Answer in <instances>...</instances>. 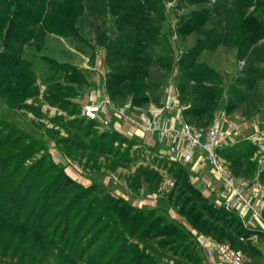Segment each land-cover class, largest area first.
Returning a JSON list of instances; mask_svg holds the SVG:
<instances>
[{
    "label": "trees",
    "instance_id": "obj_1",
    "mask_svg": "<svg viewBox=\"0 0 264 264\" xmlns=\"http://www.w3.org/2000/svg\"><path fill=\"white\" fill-rule=\"evenodd\" d=\"M186 1L199 8L174 29L168 26L165 36L169 11L164 0H0V108L4 104L39 115L38 108L27 104L39 97L40 89L24 48L31 45L41 52L50 35L85 42L79 27L84 18L96 46L105 51L104 92L115 106H158L175 78L184 120L199 131H206L222 111L224 96V113L254 117L264 109V0ZM108 21L112 28L106 27ZM192 35L198 38L187 51L158 58L151 53L163 38L171 50L173 38ZM220 46L234 48L238 61L245 63L227 88L221 74L200 61L204 52ZM43 60L64 73V83L50 79L43 99L66 114L52 122L67 137L48 128L46 135L66 158L85 159L87 167L97 168L101 159L113 171L128 167L136 141L110 128L99 131L98 123L81 117L74 99L88 84L85 75L68 63ZM153 66L165 73L162 87L152 79ZM160 87L161 94L154 97ZM257 151L256 144L244 140L218 153L231 175L242 180L258 176L264 184V169L254 159ZM156 155L157 168L174 182L162 195L176 217L165 208L135 205L94 181L85 185L55 161L44 140L0 115V263L166 264L162 261L168 259L167 264H204L198 235L227 242L252 259L260 254L254 239L264 238L261 231L245 228L237 212L205 196L190 167ZM164 181L158 171L140 166L129 187L156 194Z\"/></svg>",
    "mask_w": 264,
    "mask_h": 264
},
{
    "label": "rangeland",
    "instance_id": "obj_2",
    "mask_svg": "<svg viewBox=\"0 0 264 264\" xmlns=\"http://www.w3.org/2000/svg\"><path fill=\"white\" fill-rule=\"evenodd\" d=\"M166 9L169 11L167 15V24L163 29V34L168 32V26H172L174 29L182 17L188 16L192 11H195L199 6L191 5L186 0H164ZM79 27L85 42H79L73 39H63L53 35L46 38V43L41 52L37 51L34 46L27 45L24 48V58L30 61L33 65V71L36 78V86L40 89V95L36 100H29L27 104H32L35 108L40 110L39 115L35 113L28 112L25 109L11 110L6 105L2 104L0 108V115L10 121H15L21 129L25 130L32 136L44 140L50 147V152L52 153L55 161L62 166L67 167V171L80 182L85 185H90L92 181L98 183L99 185L105 187L108 191L113 193L118 197H122L130 201L131 203L138 205L140 207L147 208H165L169 210L172 216L176 217V213L172 209V206L168 202V198L164 197L161 193L162 187L165 182L172 180L165 170L157 168V164L153 155L157 154L159 157H163L159 153V150L165 147V141L162 138L159 139L155 136L154 139L148 136L142 135H128V128L123 124L121 120H117L112 115L109 119L112 120L111 130H115L121 133L123 136L130 137L132 140L136 141L137 146L131 149V159L132 162L128 167H121L113 171L109 168L108 163L104 160H100V164L97 168L93 169L86 166V160H70L66 158L60 148L56 143L51 140L45 132V129H55L60 131L61 137H67L66 132L56 126L52 120L58 116L66 117V114L59 111L57 108L49 106L43 99V95L46 91V86L48 85L50 79L64 83V73L52 69L45 61L43 57L50 58L59 63H68L74 67H77L87 78L88 84L84 86L77 92V96L74 99L76 103L80 105L81 117H83V107L90 104L91 102L97 101L101 96L105 95L104 92V80L106 78L107 67L105 65V51L102 48H98L95 44V35L92 27L88 21L84 18L81 19ZM107 28H112L111 21L106 24ZM196 35H192L187 38H178L177 40L173 38V49L169 50L164 44L163 39H161L160 45L156 46L151 53L155 58H158L165 54H180L184 51L191 49L196 40ZM200 61L206 62L210 67L217 70L222 78L224 88H227L234 79L240 75L245 63L243 61H238L236 58V50L232 47L220 46L214 52H204ZM152 79L164 85L166 78L164 79L165 73L159 69L157 66L151 68ZM170 79V78H169ZM175 84L177 79L172 80ZM158 88L154 91L153 96H159L161 94L162 88ZM260 90L264 95V81L260 85ZM164 99H162L163 101ZM226 104V97L222 101L221 110L224 111V106ZM148 107L144 108L147 111ZM132 116L137 117L138 113H131ZM229 116L237 121L241 127V133L238 135L239 141L248 140L257 145L258 151L255 155V160L258 165V169L261 171L264 169V109L257 113L252 118L244 117L241 112H233ZM99 131L104 129L98 128ZM159 141V142H158ZM159 143L156 149L152 150L154 144ZM125 147V146H124ZM171 159H177V154L173 153L169 155ZM143 166L158 171L165 181L161 184L156 194H150L147 188H143L140 191H132L129 187V180L135 174L138 167ZM215 175L209 170L206 173L200 175L201 184L200 188L203 190L205 196H210V192L214 188L212 183V177ZM194 178L195 175H194ZM198 179V180H199ZM196 180V179H195ZM248 182H254L255 179L246 178L243 179ZM261 190H264V184L258 182ZM260 190V189H258ZM257 199V198H256ZM258 200V199H257ZM255 230H263L264 222L259 221L255 225ZM260 251H264V242L259 239L255 242ZM254 255L253 258H256ZM168 259L163 263H168ZM7 264V263H0ZM169 264H173L169 262Z\"/></svg>",
    "mask_w": 264,
    "mask_h": 264
},
{
    "label": "built area",
    "instance_id": "obj_3",
    "mask_svg": "<svg viewBox=\"0 0 264 264\" xmlns=\"http://www.w3.org/2000/svg\"><path fill=\"white\" fill-rule=\"evenodd\" d=\"M183 109L176 84L170 80L165 89L164 100L158 106L150 104L147 111L133 106L131 102L121 107L115 106L108 96L103 95L99 100L83 107V117L87 121L98 123L100 129H107L113 123L109 119L112 115L127 126L129 136L162 138L166 142L165 147L161 150L159 143L157 145L163 157L156 155L161 159L186 165L181 159L182 156L200 154L206 167L215 174L221 184L218 191L219 204L229 211L237 212L245 228L255 230L254 225L257 222H264V190H261L263 188L258 184V176L254 182L234 177L231 175L229 163L218 153L223 147L239 141L238 135L241 133L239 123L223 111H219L208 129L199 131L184 120ZM133 112H137L138 116H132ZM262 135L264 137V132ZM173 153L178 157L175 160L168 157ZM173 185L172 180L166 181L161 193L167 194ZM259 231L264 237V229ZM197 241L210 264L215 260L223 264H254L249 255L227 242H218L206 235H198Z\"/></svg>",
    "mask_w": 264,
    "mask_h": 264
},
{
    "label": "crops",
    "instance_id": "obj_4",
    "mask_svg": "<svg viewBox=\"0 0 264 264\" xmlns=\"http://www.w3.org/2000/svg\"><path fill=\"white\" fill-rule=\"evenodd\" d=\"M144 109V108H143ZM183 161L185 162V164L190 167L191 171L193 172V174L195 175V184L200 188L201 184H198L197 181H200V175L202 173H206L208 170L209 172H211V170L206 167V165L204 164V162L201 159L200 154H196L195 156H189V155H184L182 156ZM199 179V180H198ZM212 183L214 184V188L212 189V191L210 192V196H207L209 198L215 199L219 202V197H218V191L220 188V182L217 180L216 176L213 175L212 177ZM201 189V188H200ZM202 190V189H201ZM203 192V190H202ZM204 194V193H203ZM205 195V194H204ZM263 242H264V238H262ZM254 242H257V239H254ZM260 254L257 255L256 258H253V262L254 264H264V251H259ZM204 264H210L209 261L206 259V257L204 256ZM213 264H223L219 261H214Z\"/></svg>",
    "mask_w": 264,
    "mask_h": 264
}]
</instances>
